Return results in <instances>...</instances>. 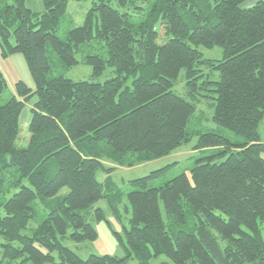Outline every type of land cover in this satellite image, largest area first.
Masks as SVG:
<instances>
[{
	"label": "trees",
	"instance_id": "16d2710c",
	"mask_svg": "<svg viewBox=\"0 0 264 264\" xmlns=\"http://www.w3.org/2000/svg\"><path fill=\"white\" fill-rule=\"evenodd\" d=\"M70 1L84 0H41L40 11L26 0H0L1 55H22L34 83L33 90L15 83L13 96L0 105V264H124L110 256L82 260L56 234L64 236L70 225L71 240L95 239L79 211L104 197L97 170L155 161L189 141L195 106L171 90L181 70L190 95H216L212 122L242 142L198 132L195 150L221 149L218 154H228L224 161L197 159L190 179L180 174L159 186L154 182L168 166L126 182L127 256L140 264L160 255L169 260L161 264H264V144L258 135L264 121V1L240 9L245 0H215L214 6L144 0L131 15L111 6L125 8L130 0H97L63 41L56 31ZM93 43L96 52L83 62L94 77L106 66L115 77L102 84L49 77L48 52L69 69L78 63L75 53ZM199 47H219L222 59H201ZM6 87L0 70V96ZM33 96L28 136L20 145L21 112ZM36 199L55 203L29 228ZM95 212L101 220V210Z\"/></svg>",
	"mask_w": 264,
	"mask_h": 264
},
{
	"label": "rangeland",
	"instance_id": "374dc122",
	"mask_svg": "<svg viewBox=\"0 0 264 264\" xmlns=\"http://www.w3.org/2000/svg\"><path fill=\"white\" fill-rule=\"evenodd\" d=\"M264 0H245L239 5L240 9H247L254 6L257 2ZM97 0H84L80 2L70 1L67 7L65 15L61 18L59 27L56 31V36L60 40H66L67 33L73 28L81 26L84 22V18L87 12L93 7ZM144 0H130L125 8H120L114 3L111 6L119 10V12H130L131 15L138 14V10H134L135 7H143L145 4ZM215 0H206L205 4L214 6ZM26 6L31 7L34 11L41 10V0H26ZM197 8H195L196 10ZM96 13L94 17V31L96 28ZM157 31L162 29L161 20L156 23ZM165 41L168 38L165 36ZM10 42L13 44L14 41L11 38ZM1 43V40H0ZM160 44L161 41H158ZM96 45L93 43L90 48H84L75 53V58L78 63L72 68H63L58 57L52 53L48 52V58L51 64V71L49 77L64 76L65 78L78 82H96L104 83L106 80L116 76L115 70L112 67L106 66L105 70L99 77H94L92 75V69L90 66L83 62V56L89 53L96 52ZM2 49L0 46V70L5 78L7 87L4 93L0 96V105L8 101L14 94L15 83L21 81L25 83L32 90L34 89V83L31 79L29 70L25 63L24 58L20 54H14L7 58H3L1 55ZM199 52L202 55L203 60H213L219 61L222 59V50L219 47H213L207 49L204 47H199ZM205 72L209 70L205 66H201ZM185 70H181L177 79L173 82L172 92L186 100L187 102L193 103L195 106L194 115L188 125L189 141L182 145L180 148L175 150L169 156L164 158L144 163L132 168L118 167L111 173H104L101 170H97L95 174L96 180L102 185L103 198L98 200L90 208L84 211H79V214L84 218L85 222L90 224L96 233V237L93 240L75 242L70 239V234L73 232V228L69 225L66 230V234L61 236L56 234V238L59 243L74 252L80 259L86 260L90 255L96 256H110L118 259H125L124 264H140V261L136 258L127 256V243L125 238L124 229L129 228V220L131 217L130 206L127 202L126 195L129 189L126 186V182L134 180L137 178H142L148 176L151 172L160 170L164 167H169L155 182L154 186H159L172 178L180 175L186 174L190 179V171L194 166L197 159L204 158L202 162H206L207 158H210V162L219 163L225 160L227 157V152L224 154H218L221 149H205L202 151L195 150V145L198 141V132L202 131H215L221 136L228 139L233 145L242 142L240 137L235 136L230 131L216 126L211 117L214 113V97L215 94H206L199 90L198 94L190 95L185 86ZM131 80L127 82L130 85ZM200 94L208 96V98L201 97ZM197 101H195V98ZM36 100V96H33L24 106L21 116H20V126L21 134L19 144L23 145L25 142V137L28 136L27 128L30 121V109ZM258 135L260 142L264 144V121L259 124ZM264 159V153L261 154ZM23 186L29 187L27 181H22ZM19 189L14 188L7 198L12 195V193L17 192ZM67 193V190H62L59 196H63ZM53 201H40L35 200V210L37 212V217L34 221H31L29 228L36 227L50 211L51 207L54 205ZM161 214L165 220V211L163 204L160 203ZM101 210L102 219L98 220L96 217L95 210ZM1 212V209H0ZM260 235L264 241V225H260ZM26 235L29 234L28 231H24ZM216 234V233H214ZM39 248L45 253L48 250L45 247L39 246ZM52 257L55 262H59V256L57 251L54 250ZM169 263V260L164 255L158 257H151L147 264H161Z\"/></svg>",
	"mask_w": 264,
	"mask_h": 264
}]
</instances>
